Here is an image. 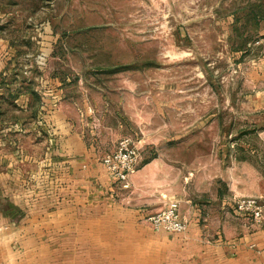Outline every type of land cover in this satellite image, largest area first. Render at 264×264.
Listing matches in <instances>:
<instances>
[{
  "label": "rangeland",
  "instance_id": "1",
  "mask_svg": "<svg viewBox=\"0 0 264 264\" xmlns=\"http://www.w3.org/2000/svg\"><path fill=\"white\" fill-rule=\"evenodd\" d=\"M237 2L0 0V42L36 77L83 86L115 145L139 146L130 186L111 177L118 195L210 215L234 194L222 210L249 220L235 210L240 196L264 195V39L244 56L233 49Z\"/></svg>",
  "mask_w": 264,
  "mask_h": 264
},
{
  "label": "crops",
  "instance_id": "2",
  "mask_svg": "<svg viewBox=\"0 0 264 264\" xmlns=\"http://www.w3.org/2000/svg\"><path fill=\"white\" fill-rule=\"evenodd\" d=\"M14 55L2 40L0 264H264V222L222 210L234 194L210 215L181 204L186 232L156 231L152 206L118 195L102 162L116 138L111 125L95 123L85 88L36 77Z\"/></svg>",
  "mask_w": 264,
  "mask_h": 264
},
{
  "label": "built area",
  "instance_id": "3",
  "mask_svg": "<svg viewBox=\"0 0 264 264\" xmlns=\"http://www.w3.org/2000/svg\"><path fill=\"white\" fill-rule=\"evenodd\" d=\"M140 156L139 146L134 140L126 136L122 138L116 148L104 155L103 164L109 175L123 187L130 186V176L134 172L135 164ZM237 212L253 217L257 222H264V195L240 196L236 200ZM149 221L156 231L183 233L188 230L189 221L182 214L178 199H171L158 212L149 216ZM5 225L0 221V230Z\"/></svg>",
  "mask_w": 264,
  "mask_h": 264
},
{
  "label": "trees",
  "instance_id": "4",
  "mask_svg": "<svg viewBox=\"0 0 264 264\" xmlns=\"http://www.w3.org/2000/svg\"><path fill=\"white\" fill-rule=\"evenodd\" d=\"M233 15V49L241 51L244 56L253 49L251 44L253 41L264 39V33H261L264 0H238Z\"/></svg>",
  "mask_w": 264,
  "mask_h": 264
}]
</instances>
